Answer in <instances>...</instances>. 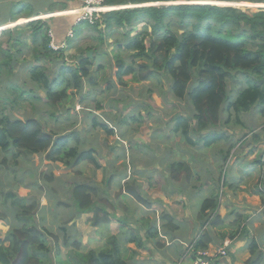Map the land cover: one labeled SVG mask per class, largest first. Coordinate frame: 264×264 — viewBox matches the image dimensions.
<instances>
[{
    "label": "rangeland",
    "instance_id": "obj_1",
    "mask_svg": "<svg viewBox=\"0 0 264 264\" xmlns=\"http://www.w3.org/2000/svg\"><path fill=\"white\" fill-rule=\"evenodd\" d=\"M42 1L0 0V24L8 22L20 11L24 12L20 15H26V11H30L28 4L32 5L34 10L46 8L43 5L45 3H42ZM135 1L155 0H112L113 3H131ZM172 1L140 5L127 4L115 9L120 11L124 9H142L144 7L204 3L201 5L232 7L242 13L253 14L257 9L264 8V4H254L249 0L222 1L220 5L216 4L219 2H214V0ZM21 2L25 3L26 9L22 10L24 4L21 5ZM55 15L54 17H49V14H43L42 16L49 20L66 14ZM142 18L137 15L126 29L117 26L116 22H111L109 26L107 22H104L98 30L86 28L84 23L73 28L75 36H78L82 30V33L75 38V42L86 56L89 52L88 48H92L91 51L95 49L97 53L103 54V57L101 61L96 60L89 67L92 77L94 74L93 81L84 86L79 93L68 90L66 101L57 105L48 103L43 90L40 89L35 93L32 89V83L25 76L29 69L36 66H43L47 75H52L64 65L63 62H66L68 66L78 65V63L73 64L72 61L73 56L78 53V48L71 47L65 51L64 59L61 56H49L50 60L41 58L37 61L35 52L31 50L30 31L25 28V32L20 35L21 39L25 41V46L21 48L20 53L17 55V61L14 63L16 66L15 74L7 78H0V119L7 117L12 120L25 121L37 118L48 132L56 133L58 137L76 134L81 138V142L84 140L88 146L91 143L96 146L93 155L100 167L97 170L87 163H84V167L78 165L65 168L61 163H49L43 156L31 158L19 155L17 159H12L11 154L4 153L3 155L0 153V214H5L3 204H9L5 200V194L26 198L28 203L39 202L33 211V225L46 230L49 235L46 236L47 245L50 249L48 254L49 264H78V259L82 255H87L90 249L94 250L101 247L100 242H96L94 246L85 243L87 248L84 249L81 248V242L80 245L77 244L82 237H94L96 241H100L101 238L98 231L92 228V213L80 218L74 217L76 212L72 207L71 191L75 185L85 184L93 187L97 192L94 199H100L103 203H106L104 208L115 207L116 218L124 221V224L117 225V229L109 227L105 239V242H107L112 241L114 236L122 233V228L129 233H136L139 232L140 228L148 227L151 220L158 224L161 223L162 225L159 224V226L163 228L164 224L172 221L173 210L176 213H180L181 209L184 212H188L186 209L190 210L187 215L182 216L181 220H186L185 218H188L194 211L195 204L192 203L190 206L179 192H174L172 199L168 198L169 194L166 192L171 190L173 180L166 167H163V162L169 154L175 155L176 161L180 163L186 162L181 161V157L187 153L201 160L202 165L199 164L195 168L190 164L182 163L192 171V178L187 183L184 172H181V179L178 181L180 183L177 185L183 190V188L186 189V185L190 187L189 189L194 187L198 189L202 186V183H209L207 194L203 190L197 191V198L195 194V200L197 201L215 194V188H218V201L224 198L227 193V176L234 164L235 166L239 163L243 164V161L254 160V158L256 159L255 162H264V115L261 114L258 107H253L249 113H242L239 118L238 116L236 118L233 113L231 114L228 124L222 125L218 130L232 137V140L226 141L227 144L220 147V144L212 143L205 147L200 142L195 146L181 141L179 138L181 132L176 130L174 122H171L175 116H180L185 111L192 109V106L190 103L189 107L186 102L172 98L171 81L168 76L160 74L159 78L153 77L148 81L139 83H134L129 77L125 78L123 84L116 80L115 73L118 58H121L125 63L134 61L135 66L138 68L144 64L141 58H132L134 52L125 50V45L128 44L127 39L132 38L140 31L150 32V27L148 28L146 24L148 20H142ZM26 21H19L16 24L22 25ZM149 21L153 23L150 19ZM203 23L201 26H194L191 23L185 26L178 23L177 18L167 17L161 31H176L178 34L186 30L193 31V29L204 31L208 22ZM209 23L215 25L214 20ZM9 26L11 27L7 28H13L14 25L10 24ZM3 29L0 31V57H2V49L9 48L8 37L1 35ZM68 34L69 32L66 37ZM149 34L152 36L153 33L150 32ZM119 45L123 46L124 50L119 51L117 49ZM17 48L18 46L15 47V51ZM95 51H93V54ZM230 74L236 75L237 73L230 72ZM249 76L251 78L248 79H252L254 73H250ZM242 77L228 80L227 88L231 97L229 102L248 87L247 84L238 83ZM35 97H40L41 102H37L34 99ZM227 106L225 105V109ZM94 123H96L95 126ZM99 124L104 125V128L99 127ZM196 124L195 120L193 126L197 131ZM89 131H91L90 134H88ZM111 148L115 149V155H111ZM4 158H6V162H3ZM137 159H141V162H137ZM251 164H253L252 161ZM103 168L106 171L102 170ZM216 170L219 171L218 176L213 175ZM123 172L125 182L121 188L112 185L113 181L108 183L111 173L119 174ZM262 172L260 174L258 169V176L254 173L248 176L250 172L246 173L240 182L236 184V187L238 189L259 191L257 196L263 201V194L260 195V188H258L264 182V169ZM47 176H50V181L44 179ZM129 189L136 191L139 197L149 204H153L152 207L147 208L139 204L138 201L127 194ZM102 191L105 194H102ZM236 193L237 191H235ZM224 199L223 203H219V211L223 205H227L225 204L227 198ZM229 202L231 206L232 203ZM235 207H237L236 203ZM137 208H142L138 216L135 213ZM8 214L12 215V212H8ZM160 216L164 221L159 219ZM7 222L11 225L13 223L17 225V221L14 219ZM2 223L0 224V236L9 229L4 222ZM68 223L74 225L68 227L71 226ZM64 225L66 227L65 233L61 230ZM21 226H23V223ZM113 228H116V225ZM154 232L157 234L155 228L148 232L150 234L149 238H143L139 241L141 247H143L141 250L133 245L124 247L123 254L129 259L134 258L131 262L127 261V264H141L136 259L138 252H140V256L148 255L150 258L169 252L168 249L167 251L165 249L160 250L161 240L159 242L155 239L150 242L153 240L150 238L156 235ZM169 232L172 233V231ZM103 233L105 234V230H103ZM141 234L144 235V233ZM65 242H68L67 245ZM193 250L192 248L189 253L190 259H192ZM187 253L188 250H186L185 256H187ZM85 258H87V264H89V258Z\"/></svg>",
    "mask_w": 264,
    "mask_h": 264
},
{
    "label": "trees",
    "instance_id": "obj_2",
    "mask_svg": "<svg viewBox=\"0 0 264 264\" xmlns=\"http://www.w3.org/2000/svg\"><path fill=\"white\" fill-rule=\"evenodd\" d=\"M217 1L219 3L216 4L220 5L222 1L231 0H214V2ZM44 2L47 5L46 12L74 9L81 6L80 0H44ZM105 2L107 5L114 6L173 1L113 3L112 0H105ZM249 2L264 4V0H249ZM21 3V5L24 4L22 10L26 9L25 3ZM28 6L30 11H26V17L36 16L38 12L32 9V5L28 4ZM23 13L20 11L17 14ZM16 15L13 16L14 19H16ZM137 15L143 17L142 20H148L146 24L153 34L150 36V32L140 31L132 38L127 39L128 44L125 45V50L134 52L132 58H141L144 64L138 68L134 61L125 63L121 58H118L115 76L119 83L123 84L127 77L134 83H139L153 77L159 78L160 74L168 76L171 81L172 96L179 101L184 100L190 103L193 108L194 119L197 122V131L194 129L193 133L198 138H202L203 134H214L217 141L222 140V137L218 135L220 131L216 133L215 129L226 125L232 113L236 118L237 116L239 118L242 113H249L253 107H258L261 114L264 115V9H258L253 14H246L232 7L214 5L157 6L112 12L104 16V22H107L108 26L111 22H116L117 26L126 29ZM167 17L177 18L178 23L185 26L188 23L194 26H201L204 24L203 22H208V24L204 31L193 29V31L186 30L180 34L170 30L162 32ZM211 20H214L215 25L209 23ZM54 21H61L63 24L55 25ZM73 21L74 17H62L51 19L49 22L43 20L31 22L27 25L26 29L30 31L31 50L35 52L37 61L41 58L50 60L49 56H61L64 59V51L56 52L50 49L47 32L52 30L54 36H57L61 31H64L65 34L72 29ZM26 29L16 28L2 33V36L8 37L9 48L6 50L1 48L0 78H7L15 74L16 66L13 64V58L17 61V55L25 46V41L21 39L20 35ZM92 30H98L97 26L92 27ZM16 46H18L17 54L12 53V49H15ZM71 47H77L73 40L70 41L69 48ZM39 48L41 49L39 50ZM117 49L124 50L121 45ZM90 50L92 48H88V51ZM94 54L99 55L97 51ZM94 54L93 58L89 59L82 50H78L76 55L80 57L78 65L68 66L66 62H63L64 65L52 75H47L43 66H36L29 69L25 77L32 83L35 93L40 89L43 90L48 103L57 105L66 101L68 90L79 93L85 83L89 84L93 81L94 77L90 74L89 67L96 60ZM230 72L237 74L232 75ZM250 73H254L252 79H248L251 78ZM239 76L243 77L238 83L242 82L248 87L229 102L231 97L227 88L228 80H235ZM34 99L37 102L42 100L40 97ZM225 105H228L226 109ZM177 120L178 125L184 121V126L178 129L186 136L189 120ZM95 124L93 125L95 126ZM98 126L104 128L102 124ZM213 138H208V142ZM0 153L11 154L12 159H17L19 155L45 156L47 161L61 163L65 168L84 165V163L91 165L95 170L100 168L93 155L94 149H89L81 142L78 135L67 134L57 137L56 133L48 132L37 118L25 121L12 120L7 117L0 119ZM3 162H6V158L3 159ZM181 172H184L185 181L188 182L192 178V171L188 166L180 162L169 164V173L173 181L178 182L181 179ZM44 179L51 180L50 176L44 177ZM263 187L264 182L258 186L260 191ZM96 194V190L88 185L74 186L71 191V201L76 215L92 213L91 224L93 227L117 229L118 224H124V221L116 218L115 207L104 208L106 203L100 199H94ZM127 194L144 207L151 208V204L140 198L136 191L129 189ZM261 194L262 192H260ZM5 200L9 204H3L5 214H0V218L14 219L17 221V225L13 226L3 238H0V264H49L50 249L46 241L48 233L33 225V211L39 202L28 203L26 198H19L13 194H5ZM217 208L218 194L215 191V194L206 198L200 205L198 219L202 220L203 224L209 223L213 228L220 227L222 222L216 216ZM8 212H12V215H9ZM212 215L217 218L214 216L210 220ZM141 221L143 222V220ZM22 223L23 226H21ZM115 225L116 228H113ZM170 225L171 222L167 223L168 228ZM122 230L123 232L120 234H123L126 243H133L138 249H142L139 241L150 237L148 232L152 231V227L150 225L142 227L136 233H129L123 228ZM113 241L116 243L115 238ZM5 243H8V247L4 246ZM210 243L211 238L204 231L193 244V255L197 251L207 250ZM113 249L90 251L87 255H82L77 262L78 264H87L88 260L85 257H88L89 264H126L119 259L121 256L119 246L113 244Z\"/></svg>",
    "mask_w": 264,
    "mask_h": 264
},
{
    "label": "crops",
    "instance_id": "obj_3",
    "mask_svg": "<svg viewBox=\"0 0 264 264\" xmlns=\"http://www.w3.org/2000/svg\"><path fill=\"white\" fill-rule=\"evenodd\" d=\"M43 2H44V0L42 1V3ZM43 5H45L47 8L46 3ZM46 8H44V9L40 8L38 10H35L38 13L34 17H26L27 14L26 15L17 14L15 16L16 19H14V17H13L7 23L0 24V26L6 25V24H8V26H9L10 24H13L14 25L13 27L15 28L19 24V23L18 24H16V23L22 19L32 20L34 18H41V16L43 14H47ZM53 15H55V14H53ZM45 16H47V15H45ZM45 16H43V17H45ZM57 19H59V18H57ZM54 23H55V25H58L60 23L63 24V22H61V21L60 22L54 21ZM22 25L25 26L26 24H22ZM22 28H25V27H22ZM64 35H65L64 31H61L57 34V36H55L58 43L63 40ZM76 48H78V47H76ZM78 50H81V49L78 48ZM13 52H14V50H13ZM97 54H99V53H97ZM102 55L103 54H101V53L99 55L94 54L95 59L100 60V61H101V57H103ZM73 57H75V56H73ZM172 98L176 99L175 97H172ZM176 100H178V99H176ZM180 101H184V100H180ZM186 104L190 107L189 103L186 102ZM192 111H193V108L190 109L189 111H185L184 114H180V116H178V115L175 116L174 119L171 120V122H174V128L180 132H181V130L178 128H182L184 126V124H183L184 121H183V123L178 125L177 119H188L189 120V123H187L188 125L186 127V129L188 130V133L185 136L181 132V135L179 137L181 141H184L185 143L187 142V143L195 145V146L197 144H199L200 142H202L203 146H205V147H207V144H212L215 141V143L220 144V147H222L223 144H227L226 143L227 140H232L231 136H227L225 133H221V132L218 135L220 137H222V140H219V141H217L218 139L216 137H214V134H203L202 138H198V136H196L195 133H193V130H194L193 124H194L195 119H194V112H192ZM185 117H187V118H185ZM220 128L221 127L216 128L215 132L217 133L218 130H220ZM90 133H91V131L88 132V134H90ZM57 137H58V135H57ZM208 138H213V139H211L212 141L208 142V140H209ZM83 143L87 147H89V149L96 150L95 149L96 146L93 143H91L90 146H88L84 140H83ZM111 149H110L111 155H115V149L114 148H111ZM253 150H254V147H253ZM35 156H39V155H35ZM35 156H32L31 158H33ZM43 157L45 159V156H43ZM221 157H223V156H221ZM181 161H186V162H181V163L190 164L194 168L197 167L199 164L202 165L201 160L199 158L193 157L190 153H187L184 156H182ZM251 161L253 164H251ZM255 161H256L255 158H254V160H245V161H243V164L239 163L236 166L234 164L230 168L229 174L227 176L228 182H226L227 193L224 196V198H227V200L225 202V204H227V205L226 206L223 205L220 208V211L217 208V211H216L217 212L216 216L219 217L221 222H222L220 227L215 226L213 228L212 225L211 226L209 225V223L205 222L203 224L202 220L198 219V213H199L200 205L206 199V197L204 199H202L201 201L200 200L197 201V200H195V194H196V198H197V191L199 192V191L203 190L204 193L207 194L208 193L207 189H208L209 183H207V182L202 183V186L199 187L198 189L197 188L195 189V187L193 189H189L190 187L185 184L186 189L183 188V190H182L179 186H177V185H179L180 182L178 183V182L172 181L171 190L166 192L167 194H169L168 198L172 199L174 197V192H179L181 195L184 196L183 199L185 201H187V203L190 206L192 205V203L195 204L194 211L190 214V216L188 218H185L186 220H181L182 216L187 215V213H189L190 210L186 209L188 212H184L181 209L180 213H178V212L176 213V212H174L175 210H173V215L171 216L172 221H171V225H170L171 229L168 228L167 224H164V227L160 228L159 224H161V223L158 224L157 222H154L153 220H151V222H150L151 224H149V225H150V227H152V229L153 228L156 229L157 234L155 233L156 234L155 237L150 238V239H153L150 242H153L155 239H157L159 242L161 240V242H160L161 244L159 245V247L161 248L160 250L165 249V251H167V249H168L169 252L166 254H159V255H156L155 257H151V258L148 255L147 256L146 255L140 256V252H138L136 259L141 264H161V263H164V264H191L192 260L190 259L189 255L185 256L186 250H188V248H191V246L194 244V242L205 231L209 234V236L211 238V243L207 249L210 253H213V252H215L218 249L223 248V247H225L227 249V256L223 259L222 264H264V200L262 201L257 196L259 194L258 193L259 191L238 189L236 187V184H238L240 182L241 178L243 176H245L246 173L250 172L248 174V176L252 175V173H254L256 176H258V174H257L258 169H259L260 174L263 173L262 170L264 169V162L263 161L262 162H255ZM137 162H141V159H137ZM174 162H177L175 155L169 154V156L163 162V167H166L167 171L169 172V164L174 163ZM49 163H51V162H49ZM80 166L84 167V165H82V164ZM102 170L106 171L105 168H103ZM123 174H124V172L119 173V174H112L111 173V176L108 179V183L109 182L111 183V181H113L112 185H114L117 188H121V186L125 182V180L123 178ZM213 175L218 176L219 171L216 170L213 173ZM242 182L244 183V181H242ZM214 190L218 194V191H217L218 188H215ZM165 191H167V190H165ZM235 191H237L236 194H235ZM260 192H262L263 198H264V187L262 188V190ZM101 193L105 194L104 191H102ZM239 194H241V195H239ZM224 198H221L218 201V207H219V203H223V200L225 201ZM228 199L232 203L231 206L229 205L230 202L228 201ZM260 200H261V202H260ZM235 203H236L237 207H235ZM152 205L153 204H151V207H152ZM141 211H142V208H137V210L135 211L136 216L140 215ZM81 216H84V215H81ZM81 216L75 215L74 217L80 218ZM159 219H161V216L159 217ZM8 220H10V219L6 220L4 218H0V224H3L2 222H4L6 227L9 228L8 230H6L7 232L13 226H16L15 223H13L11 225L9 222H7ZM73 220H72V222H73ZM161 220L164 221L163 219H161ZM65 225L62 226V228H61L63 233L66 232ZM69 225H71V226H68V227H72L74 224H69ZM92 228L95 231H98V235L100 236L101 239H100V241H96L94 237H88V238L82 237V239H79V241L77 242V244H79V245L81 242V245H82L81 248L82 249L87 248L85 246L86 245L85 243L92 244V246H94V245H96V242H100L101 247L94 249V250L90 249V251H97L98 252L100 250H108V249L114 250L113 244H116L120 248L121 256L119 259H121L126 264L128 262H131L134 259V258L129 259L126 255L123 254V250H125L124 247H127L129 245L136 246L133 243H126V239H125V237H123V234H119V235L114 236V238L116 239V243L113 241L114 238L112 239V241L105 242L109 228H107V227H93V226H92ZM103 230H105V234L103 233ZM169 231H172V233ZM183 231H184V233H183ZM7 232H5V234H7ZM46 233H47V231H46ZM5 234H3V235L5 236ZM3 235H1L0 238L4 237ZM65 243L67 245L68 242H65ZM4 246L8 247V243H5ZM75 246H76V242H75ZM132 255H135V254H132Z\"/></svg>",
    "mask_w": 264,
    "mask_h": 264
},
{
    "label": "clouds",
    "instance_id": "obj_4",
    "mask_svg": "<svg viewBox=\"0 0 264 264\" xmlns=\"http://www.w3.org/2000/svg\"><path fill=\"white\" fill-rule=\"evenodd\" d=\"M202 1V0H201ZM19 2V1H18ZM195 2H197V1H195ZM80 4H81V6L79 7V8H74V9H66V10H56V11H53V12H46L47 14H49L50 16L49 17H51V16H56V15H53V14H58V15H61V14H66L65 16H58V17H55V18H62V17H74V21H73V27H72V29H70L69 31H67L66 33H65V35H64V38H63V40L61 41V42H57L56 40H55V36L53 35V32H52V30H49V32H47V36H48V38H49V47H50V49L51 50H55L56 52L57 51H64V53H65V51H67L68 49H69V46H70V41H68V40H73L74 41V43H75V45H76V42H75V38H77L81 33H82V30H81V33L78 35V36H75V32H74V30H73V28L74 27H76L77 25H79V24H82V23H84V24H86V28H90V29H92V27H96L97 26V28H99V26H101L103 23H104V19H105V15H108V14H110V13H112V12H117L116 11V7H121L122 5H107L106 4V2H105V0H104V5L105 6H107V7H111L112 8V10L111 11H109V12H106V13H104V14H101V17H100V20L99 21H97L96 23H94V24H89L88 22H81V23H76V20H77V18L79 17V14H80V10L83 8V4H82V0H80ZM138 5H140V4H138ZM197 5H201V4H197ZM144 8H146V7H144ZM148 8H150V7H148ZM260 9H264V8H260ZM125 10V9H124ZM258 10V9H257ZM60 11H62V12H60ZM69 13H72V14H69ZM41 18H43V16L41 17ZM41 18H34V19H32V20H27L26 21V26H25V28H27V25L29 24V23H31V22H38V21H41V20H43V21H47V22H49L51 19H54V18H51V19H49V20H46L45 18H43V19H41ZM7 23V22H6ZM28 23V24H27ZM18 26H21V25H17V27H13V28H7V27H10V26H8V24H6V25H3V26H0V27H3V28H0V31L3 29V31H2V33L4 32V31H7V30H13V29H16V28H19ZM7 28V30H5ZM25 28H21V29H25ZM69 32V34H68V36L66 37V34ZM52 33V34H51ZM2 35V34H1ZM52 35L54 36L53 38H52ZM73 45V44H72ZM51 46H54V47H56V49H54L53 47H51ZM61 48V49H60ZM59 49V50H58ZM14 50V52L12 51V53H16V51H15V49H13ZM91 51V50H90ZM93 52V51H92ZM17 54V53H16ZM75 57H73V59H72V61H73V64H77V63H79V58L80 57H78V56H76V55H74ZM92 58H93V54H92ZM92 58H89V59H92ZM15 59V58H14ZM93 77H94V74H93ZM87 85V83H85V85L84 86H86ZM215 216V215H214ZM192 248H193V245H192Z\"/></svg>",
    "mask_w": 264,
    "mask_h": 264
},
{
    "label": "built area",
    "instance_id": "obj_5",
    "mask_svg": "<svg viewBox=\"0 0 264 264\" xmlns=\"http://www.w3.org/2000/svg\"><path fill=\"white\" fill-rule=\"evenodd\" d=\"M82 4L83 8L80 10L76 23L88 22L89 24H94L100 20L101 14L112 10L111 7L104 5V0H82ZM52 47L56 49V47ZM213 218L214 215H212L210 220ZM191 250L192 246L188 249L187 255H189ZM226 256L227 249L225 247L220 248L213 253H210L208 250L197 251L195 255H192L191 264H222L223 259Z\"/></svg>",
    "mask_w": 264,
    "mask_h": 264
},
{
    "label": "water",
    "instance_id": "obj_6",
    "mask_svg": "<svg viewBox=\"0 0 264 264\" xmlns=\"http://www.w3.org/2000/svg\"><path fill=\"white\" fill-rule=\"evenodd\" d=\"M92 54H93V52L92 51H89L88 53H87V57L88 58H92ZM15 63V59L13 58V64Z\"/></svg>",
    "mask_w": 264,
    "mask_h": 264
},
{
    "label": "bare ground",
    "instance_id": "obj_7",
    "mask_svg": "<svg viewBox=\"0 0 264 264\" xmlns=\"http://www.w3.org/2000/svg\"><path fill=\"white\" fill-rule=\"evenodd\" d=\"M21 22H24V19L20 20Z\"/></svg>",
    "mask_w": 264,
    "mask_h": 264
}]
</instances>
